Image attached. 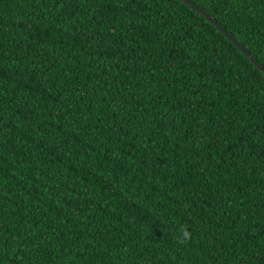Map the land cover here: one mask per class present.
I'll use <instances>...</instances> for the list:
<instances>
[{
    "label": "trees",
    "instance_id": "trees-1",
    "mask_svg": "<svg viewBox=\"0 0 264 264\" xmlns=\"http://www.w3.org/2000/svg\"><path fill=\"white\" fill-rule=\"evenodd\" d=\"M264 66V0H192ZM0 264H264V73L184 0H0Z\"/></svg>",
    "mask_w": 264,
    "mask_h": 264
},
{
    "label": "water",
    "instance_id": "water-1",
    "mask_svg": "<svg viewBox=\"0 0 264 264\" xmlns=\"http://www.w3.org/2000/svg\"><path fill=\"white\" fill-rule=\"evenodd\" d=\"M189 5L196 8L199 12H201L204 16L210 19L225 35H227L232 42H234L264 73V66L243 46L220 22H218L213 15L209 12L201 8L198 4L193 2L192 0H184Z\"/></svg>",
    "mask_w": 264,
    "mask_h": 264
}]
</instances>
